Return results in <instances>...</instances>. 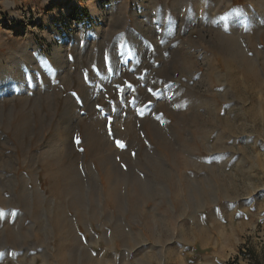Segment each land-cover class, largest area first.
<instances>
[{"label": "rangeland", "instance_id": "1", "mask_svg": "<svg viewBox=\"0 0 264 264\" xmlns=\"http://www.w3.org/2000/svg\"><path fill=\"white\" fill-rule=\"evenodd\" d=\"M66 257L264 264V0H0V264Z\"/></svg>", "mask_w": 264, "mask_h": 264}, {"label": "bare ground", "instance_id": "2", "mask_svg": "<svg viewBox=\"0 0 264 264\" xmlns=\"http://www.w3.org/2000/svg\"><path fill=\"white\" fill-rule=\"evenodd\" d=\"M103 154V153H102ZM107 156V155H106ZM109 158V157H108ZM62 162H64V161H58V166H59V172H60V177H59V179H60V189H62V197L63 198H66L67 196H71L70 197V199H71V203H72V210H73V212L76 214V217H77V219L78 220H84L85 219V217H91V220H96L97 219V217H98V210L96 209V207H94L93 205H91V204H89L85 209H84V207H82V205L80 204V202H78V201H76V200H78V198L75 200V198H74V195H72L73 194V192H72V186H71V188H70V190H69V186L72 184L71 183V180L73 179L69 174H67L66 173V170L65 171H62V170H64L65 168L63 167V164H62ZM113 163V162H112ZM98 164H99V167H100V171L102 172V183H103V187H104V191H105V194H106V189L108 188L109 189V191L107 190V192H109L107 195L109 196L110 194H113L112 196L113 197H115L114 198V200L116 201V203L118 202V200L120 201V195H121V184H122V179H121V174L120 175H118L116 172L114 173V171L112 170V166H111V163L110 162H107L106 161V157H104V155H100L99 154V157H98ZM113 166H114V163L112 164ZM57 166V167H58ZM116 167V166H115ZM63 168V169H62ZM46 175V174H45ZM41 176V175H40ZM126 179V178H125ZM124 179V180H125ZM124 182V181H123ZM41 183V185H40V188H41V190H43L44 191V186L47 188V179H46V177L44 176V179H43V181H41L40 182ZM123 184H125V186L123 187L124 189V191L126 192V195H127V197H126V199H127V206H128V208H129V214H131V215H133L134 213L133 212H130V211H132V210H130V208H132V206H133V204H134V200L136 199V198H138L139 197V195H140V193L137 191L138 190V183H137V181H136V178L134 177V178H132V179H130L129 181H127V179H126V182H124ZM189 187V186H188ZM186 188V187H185ZM189 189V188H188ZM187 191H189V190H187V188H186V192ZM60 194H61V192H60ZM111 196V195H110ZM185 196V195H184ZM192 196V195H191ZM37 197H38V199H37V202L35 203V208L36 209H38V208H40V202H41V200H42V195H40V194H38L37 193ZM111 198V197H110ZM140 198V197H139ZM138 198V199H139ZM185 198V197H184ZM173 199H175V197L173 198ZM112 202H113V200L112 199H110ZM140 200V199H139ZM186 200V199H185ZM109 201V200H108ZM115 201H114V204H115ZM46 205V204H45ZM63 205V203H60V204H58V205H56V206H58V208H60L61 206ZM71 205V204H70ZM88 208V209H87ZM41 209V208H40ZM64 210V209H63ZM58 211V210H57ZM52 212V210L50 211V213ZM60 212H62V211H60ZM120 212V211H119ZM67 213L65 212V211H63V213H56L55 212V216L53 217V221H54V227H61V223H62V221H64V220H69V218H68V216L66 215ZM126 218H127V216H125ZM176 218V217H175ZM134 219V217H129V220H133ZM149 219H150V217H149ZM157 219V218H156ZM49 220V219H48ZM141 220V219H140ZM173 220V219H172ZM49 222V221H48ZM154 223V222H153ZM52 226H53V224H52ZM60 229V228H59ZM151 230V229H153L154 230V226H150L149 227V225L148 224H144V226H143V229L141 230L142 231V233L144 234V233H146L148 230ZM54 230H56V228L54 229ZM150 232V231H149ZM152 233V232H151ZM147 234V233H146ZM149 235V234H148ZM148 237V236H147ZM58 238V237H57ZM57 242V241H56ZM71 242V241H70ZM58 243V242H57ZM68 241L67 240H65L63 237H59V244H60V247H66L68 244ZM77 243V242H76ZM72 244V243H71ZM78 244V243H77ZM76 244V245H77ZM57 247V246H56ZM68 247V246H67ZM150 247V246H149ZM72 248H74V247H72ZM72 248H67V249H72ZM61 249V248H60ZM66 249V248H65ZM73 250V249H72ZM60 253H62V252H60L59 251V254ZM63 253H64V251H63ZM68 256H70L71 257V255L70 254H72L73 255V252L72 253H70V251L68 252ZM64 255V254H63ZM67 256V257H68ZM59 257H62V254H60V256ZM66 257V258H67ZM69 257V258H70ZM149 257V256H148ZM92 258V257H91ZM61 259V258H60ZM72 259H73V257H72ZM71 259V260H72ZM93 259V258H92ZM66 260V259H65ZM67 260H68V258H67ZM61 261V260H60ZM59 261V263L60 264H62V262H60ZM70 260H68L67 261V263L66 264H69L70 262H69ZM69 262V263H68ZM93 262V261H92ZM111 262V261H110ZM65 263H63V264H65ZM94 263V262H93ZM44 264V263H43ZM72 264V263H71Z\"/></svg>", "mask_w": 264, "mask_h": 264}, {"label": "snow or ice", "instance_id": "3", "mask_svg": "<svg viewBox=\"0 0 264 264\" xmlns=\"http://www.w3.org/2000/svg\"><path fill=\"white\" fill-rule=\"evenodd\" d=\"M148 91H149V92H152L153 90H152V89H148ZM73 95H75V94H73ZM97 107H99V106H97ZM139 114L143 115L142 112L139 113ZM158 118H159V117H158ZM110 121H111V117H109V122H110ZM74 139H75V142L78 144V143H79V137L77 136V137H75ZM115 143H116V145H117L119 148H124V147H125L124 142L121 141V140H116Z\"/></svg>", "mask_w": 264, "mask_h": 264}, {"label": "built area", "instance_id": "4", "mask_svg": "<svg viewBox=\"0 0 264 264\" xmlns=\"http://www.w3.org/2000/svg\"><path fill=\"white\" fill-rule=\"evenodd\" d=\"M80 15V14H79Z\"/></svg>", "mask_w": 264, "mask_h": 264}]
</instances>
